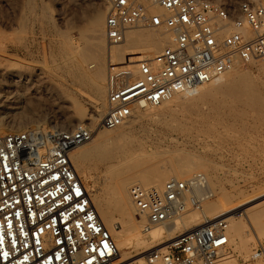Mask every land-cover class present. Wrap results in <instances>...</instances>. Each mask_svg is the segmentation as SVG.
<instances>
[{"label": "built area", "instance_id": "1", "mask_svg": "<svg viewBox=\"0 0 264 264\" xmlns=\"http://www.w3.org/2000/svg\"><path fill=\"white\" fill-rule=\"evenodd\" d=\"M158 7L162 13L150 12ZM171 36L157 53L107 63L106 111L92 127H28L0 132V264H125L91 205L70 155L95 131L126 125L147 107L190 95L235 65L264 58V0H108L109 47L134 28ZM142 232L173 220L213 197L202 172L170 178L160 188L130 187ZM230 217L206 220L178 233L145 264H217L229 247ZM264 258L261 248L251 260Z\"/></svg>", "mask_w": 264, "mask_h": 264}, {"label": "rangeland", "instance_id": "2", "mask_svg": "<svg viewBox=\"0 0 264 264\" xmlns=\"http://www.w3.org/2000/svg\"><path fill=\"white\" fill-rule=\"evenodd\" d=\"M98 1L99 0H0V70L6 67L12 69L13 66L16 67L18 65H32L37 70L46 71L45 77H48V79L43 78L44 80L35 82L33 85L28 83L29 87L26 92L28 94V99L21 111L20 107L22 105H18L17 99H15L11 93L12 89L15 91L17 88L18 90L16 91H19V81L14 76L5 77L1 75L0 71V102H2L0 103V119L4 121V124L0 125V130L2 129L3 131L6 127H15L16 125L22 130L28 127L42 128L45 126H57L63 129H71L77 126V124L74 122L69 123L66 119L67 116H72L74 113H79L78 115L82 113L81 116H84V124L89 123L87 122L88 115L95 112V108L91 100V88L85 74L91 73L100 65V62H103L102 56L96 54V60L87 61L82 68V66L69 54L66 43L68 42V38H72L75 47H85L91 50L93 46L92 43L90 44L91 36L86 30L88 25L86 22H88L87 19L89 20L94 8L99 4ZM231 1L237 2L239 0ZM101 7L104 9L106 17L107 6L105 1ZM139 29H143L142 32L144 33L142 34L152 32L144 28H137V33H140ZM131 31H133V29H130L126 35L131 33ZM78 32H82V36L84 32L86 34L82 37ZM133 32H136L135 28ZM104 41V48L106 47V50L109 44L107 40ZM104 61H106V68L104 67L103 69L107 80V60L104 59ZM90 63L94 65V67L88 69L87 66ZM263 63L264 58L248 66H239L236 68L239 72L248 73L250 79L252 78L251 82H253L252 84L258 89L257 93L263 97H258L260 102L255 100L258 104H255V101H253V104L239 97L241 101L243 100L242 105L235 93H233V95L237 98L234 97L232 93H229L228 96V94L220 93L219 91V93L216 91L212 92L211 97L202 100H200V95H197L198 93L194 95L195 98L190 100H185L183 95L177 96L176 99L163 104L161 107H149L150 109L137 112L127 125H125L127 128L129 127L125 131H131L130 134L132 136L135 135L136 138L142 139L144 142L146 141V143L151 146L150 149H152V151L154 150L156 153L161 154L166 152L167 154L165 153L163 155L164 157L170 156L171 153L177 155L180 152V155H191L192 157L194 155L193 158H197L196 160L201 158L202 161L205 159V162H210L209 165L212 164L211 166H215L216 170L214 172L216 175L214 178V174L208 173V176L211 174L209 177L212 180H210V182L213 184L212 187L214 188L215 197L217 195L220 196L222 192L232 197H240L234 205L230 207V210L237 209L238 211L239 208L251 202L260 201L264 198V114L262 115L264 110L261 109L263 104L261 99H264ZM3 65L4 67H2ZM50 78L52 79V84H50ZM53 85L55 87L59 86V97L50 94L51 90L54 89ZM216 86L220 85L216 84ZM37 88H39V91H36L37 94H33V91L37 90ZM200 88L202 91L201 93H204L208 89H212V86L210 87L209 85ZM215 98L216 101H214ZM217 99H219V102ZM236 101H240L241 104ZM217 103H219L220 107ZM221 103H225L223 106L224 108L221 107V105H223ZM229 103L230 105H228ZM244 103L246 105H244ZM259 103L261 104L260 109H256L260 105ZM213 104H215L217 110L212 107L214 106ZM249 104H251V106H249ZM225 105L228 107L226 108ZM239 106L241 109H239ZM252 106L254 109L251 108ZM25 107H27V109ZM99 107L102 109L103 113H105L106 95L104 99H102ZM229 107L231 109L236 107L235 112L237 111V113L238 110L241 111L240 114L243 110L246 111V113L242 114L243 116H238L233 112L234 110L232 109L233 111H231ZM212 108L214 112L216 111L219 113H214ZM220 110H222V115ZM22 114L28 117L32 116V122L17 121V118ZM215 114L217 116L219 114V118L215 116ZM237 117H240V120H238ZM259 117H261V119L263 117L262 121ZM236 118L237 120H235ZM242 123L244 125H242ZM230 124L232 126H229ZM99 130L100 128L95 131L94 135ZM167 151L171 153L168 154ZM161 154L159 155L161 156ZM173 163H175V161H173ZM89 164L87 171L79 174V177L88 190L90 189L95 193H101L105 182L103 181L105 166L99 164L96 159L89 162ZM170 176L173 175L171 174ZM214 179H216V183ZM166 180H164L162 184ZM196 214L199 216L197 212L194 213L191 211L186 213L184 217L197 219L198 217L196 218ZM236 220L245 224V214ZM197 222H200V219L196 221V223ZM261 222L262 226L257 229L247 224L244 225V232L249 234V236L246 237L249 240L247 247L246 249L241 248L242 241L244 240L243 236L235 239L231 244L229 243L226 254L228 259L225 260L226 264H264V258L255 261L251 260V256L255 249L261 248L264 255V212L261 216ZM113 223L116 226L120 223L117 214L113 216ZM193 224L194 223H191L190 225ZM182 230L183 229H179L174 235H177V233ZM111 237L116 244L114 237ZM162 241H165V238H163ZM146 242L150 245H155L157 243L149 238L146 239ZM117 248L120 247L117 245ZM125 251L129 253V257H132L136 256L139 251L141 252L142 248L136 249L135 242L132 241L130 248ZM122 259L123 258H121L120 261ZM220 262L222 264V261H219L217 264H220Z\"/></svg>", "mask_w": 264, "mask_h": 264}, {"label": "bare ground", "instance_id": "3", "mask_svg": "<svg viewBox=\"0 0 264 264\" xmlns=\"http://www.w3.org/2000/svg\"><path fill=\"white\" fill-rule=\"evenodd\" d=\"M104 1L106 2V6L108 10V0H99L98 1L99 4L97 3L98 5L92 11V14L89 20L87 19L88 22H86V24H88L86 30L90 33V36H91L90 44L92 43V46H93L92 48L90 47L91 50H88L85 47L83 48H77L78 46L75 47L73 45L72 38H68L67 39L68 42L66 43L68 50H69L68 51L69 54L71 55L72 58H74L82 66V68H83V65L87 61L96 60V54L102 56L103 62L102 63L100 62V65L97 66V68L94 71H92L91 73L85 74V77L91 88V95H92L91 100L95 108V112H92V114L90 113V115H88V120H87V122H89L87 124L92 127L96 126V124L98 125L104 115L102 109L99 107L102 99H104L106 95L105 92H106L107 80L105 77L106 74L104 75V69H103L105 67L106 61H104V59L107 60V63L108 62L123 63V61L124 63L133 62L139 59L140 57H142L143 55H152V54L157 53L164 46L169 44L171 40L170 34L163 33L160 30H149L152 32L142 34L144 33L142 32L143 29L142 30L139 29L141 33L140 34V33H137V28H135L136 32H133L134 31L133 29L131 33L127 35L125 34V40L122 45L114 46V47H107V49L105 50L106 48V47L104 48V42H105L104 40H106L105 29H104L105 12H104L103 7H101ZM215 1H224V0H215ZM150 12L152 13L155 12L159 14L162 13L161 9H159L158 7H150ZM78 33H80V35L82 36L81 34L82 32H78ZM84 34L86 33L84 32ZM2 67H4V65ZM13 67L12 69L7 68V67L1 68L0 71H1V75L5 77L14 76L19 81V88H20L19 91H16L18 90L17 88L15 91H13L14 89L11 88L13 91V92L11 91V93L13 97L17 99V103H19L18 105L20 104L22 105L20 107L22 111L23 110L22 108L24 107L23 105L26 104L27 99H28V96H27L28 94L26 93L29 87L28 83H30V85H33V83L38 82V81L41 82L44 79H48V77H45L46 71H42L40 69L37 70L32 65H26V66L18 65L14 68ZM92 67H94V65H92L91 63L87 66L88 69ZM237 67H239V65H235L228 72H225L221 76L213 79L209 83L202 86L204 87V86L210 85V87L212 86V89H208L204 93H201L202 92L201 88H199L198 91L194 94H190L186 96L183 95L184 99L190 100L192 98H195L194 95L198 93L197 95L198 96L200 95V100H202V99L211 97L212 92L219 91L220 93L222 92L224 94H228V96H229V93H232V95L233 93H235L238 96V98L239 97L241 99L244 98V100L252 102L253 104H254L253 101L255 100L260 102L258 97H262V96L257 93L258 89L252 84L253 83L251 82L252 78L250 79V77L248 76V73H245V72L243 73L242 71L239 72V70L237 71L236 70ZM262 68H264V63H263ZM226 76L228 77L224 79ZM51 80L52 79L50 78L49 79L50 84H52ZM216 84L220 86H216ZM58 87L54 86V89L51 88L52 90L50 94L55 97L58 96L60 94V90L58 89ZM36 91L38 92L39 88H37V90H34L33 94H37ZM177 96H181V95H177ZM177 96H174L171 100L165 103H169L173 101L174 99H176ZM218 100L219 99H217V101ZM261 100H262L261 102L264 104L263 102L264 99H261ZM214 101H216V98ZM240 101L238 102L240 103ZM246 101L244 102L247 103ZM257 101H255V104H258ZM242 102L243 100L241 101V103ZM245 103L244 105H246ZM163 104H161L158 107H161ZM217 104L219 105V103ZM224 104L221 105L222 108H224L223 107ZM263 104L262 106L260 104L258 106L259 108L257 107L256 109H260V106H261V109L264 110V108H262L264 107ZM213 105L214 106L212 107L215 108L216 107L215 104ZM228 105H230V103ZM249 106H251V104H249ZM253 106L251 108L254 109L255 106L254 107ZM230 107L229 109H231ZM25 108L27 109V107ZM216 108L215 110H217ZM235 108L234 109L232 108L234 111L232 109L231 111L236 113L238 116H241L242 114L246 113V111L244 110L242 111L241 114H240L241 112L240 110H238V113H237V111L235 112L236 110ZM146 109H150V108L147 107V108H144L143 110H146ZM239 109H241L240 106H239ZM220 111L222 115V110ZM259 112L261 114L260 110ZM263 112H262V115L264 114ZM216 113H219V112H216ZM78 114L74 113L72 116L71 115L67 116L66 120L69 123L74 122L77 125L84 124V121H83L84 116H81L82 113L81 115H78ZM215 116L217 115L215 114ZM28 118L31 119L32 116L28 117L22 114L20 117L17 118V121H24L27 123L32 122L33 118L31 119V121ZM237 118L235 120H237ZM259 118L261 119V117ZM238 120H240V117L238 118ZM241 122L245 123L244 121H241ZM243 123L242 125H244ZM3 124H4V121L0 119V125H3ZM229 126H232V125L230 124ZM42 128L45 129L47 127L45 126ZM128 128L127 126L124 125L115 130L100 129L95 135L93 134L92 139L88 143L79 146L74 151H72V153L74 154L71 153L72 155H70V162L72 165V169L74 173L77 175V177H79V174L85 173V171H87L89 162H92L95 159L99 164H103L102 166H105V171L103 175V178H104L103 181L105 182H104V187L102 188V192L95 193L94 191L90 189L88 190L87 187L86 189H87V192L90 198L91 205L93 206L100 223L105 228H107V230L109 229L108 232L110 236L114 237L116 244L120 247L118 248L120 259L123 258L125 261V264H145L143 255L146 252L151 251L153 249L162 248L165 243L169 242L171 239H173L176 236L174 235V233L178 231L179 229H183L181 232H179V233H182V232L190 230L192 227L200 225L206 220H212L218 217H230L229 227H228V231L230 229L228 233L229 243L231 244L235 239L241 238V236H243L244 240L242 241L241 248L246 249L247 244L249 242V240L246 237H248L249 234L244 232L243 230L244 225L247 224L248 226L250 225L256 229L262 226L261 216H262V213L264 212V198L261 199L260 201L251 202L245 205L244 207L239 208L238 211L237 209L230 210V207L233 206L234 203L237 201V199L240 197H232L224 192H222V194L220 193L221 194L220 196L217 195L218 197L217 196L215 197V193L213 190L214 188L212 187L213 184H211L210 182L211 178L209 177L211 176V174L208 176V173L214 174V172L216 171L215 166L214 167L211 166L212 164L209 165L210 162L209 163L205 162L206 161L205 159H203L202 161L201 158H198L200 160L199 161V160H196L197 158L196 159L193 158L194 155L193 157L191 155H180L179 154L180 152L178 154L176 153L177 155L172 154L170 152L171 153L170 156L164 157L163 155L166 152H164V154L163 153L161 154V153H156L154 150L152 151V149H150L151 146H149V144L146 143V141L144 142L142 139L136 138L135 135L132 136L130 134L131 131L129 132H127L128 130L125 131ZM19 130H22V129H20V127L19 126L17 127L16 125L15 127L14 126H9L8 128L6 127L5 130L3 131L1 129L0 132L19 131ZM167 152L168 154H170L169 151ZM159 154H161V156ZM173 161H175V163H173ZM195 170H205V171H199V172H202L205 174V177L207 178L210 188L213 192V197L206 200L201 205L200 210L197 212L199 216L196 214V218L197 217L198 218L195 219L192 217L191 218L184 217L183 215H181L180 217L177 216L173 220L168 221L161 226L151 229L148 233H143L142 225L145 223V220L144 219L139 220L137 217L134 216L135 210H134V206L132 204L131 197H130V187L133 184L138 183L145 188H148V187L160 188V185L162 184L164 180L168 178L170 179V178H176V177H180L181 179H186L192 174H194L195 172H198ZM171 174L173 176H170ZM215 176L216 175L214 174L213 178ZM214 180L216 183L217 182L216 179ZM91 181H92V178H91ZM114 214H117L119 217L120 223H118L119 224L118 226L114 225L113 223ZM243 214H245V224H242L240 221L236 220L240 218ZM199 219H200V222L196 223V221H198ZM191 223H194V224L190 225ZM147 238L151 239L153 242L156 241L157 243L155 245L147 244L146 242ZM163 238H165V241H162ZM132 241L135 242V248L136 249L142 248V251L141 252L139 251V253L136 256L129 257L128 256L129 253L126 252L125 250L130 248ZM226 259H228V257L226 256V254H223L220 257V259L217 260V262L222 261V264H226V261H225Z\"/></svg>", "mask_w": 264, "mask_h": 264}]
</instances>
